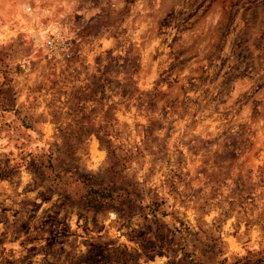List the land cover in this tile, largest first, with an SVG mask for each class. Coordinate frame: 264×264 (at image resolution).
Returning <instances> with one entry per match:
<instances>
[{"label": "rangeland", "instance_id": "374dc122", "mask_svg": "<svg viewBox=\"0 0 264 264\" xmlns=\"http://www.w3.org/2000/svg\"><path fill=\"white\" fill-rule=\"evenodd\" d=\"M0 264H264V0H0Z\"/></svg>", "mask_w": 264, "mask_h": 264}, {"label": "trees", "instance_id": "16d2710c", "mask_svg": "<svg viewBox=\"0 0 264 264\" xmlns=\"http://www.w3.org/2000/svg\"><path fill=\"white\" fill-rule=\"evenodd\" d=\"M36 46V45H35ZM7 74V71L5 70V73H4V75H6ZM8 75V74H7ZM9 79H8V81H9V83H10V77H8ZM6 83V82H5ZM87 119H89V118H87ZM90 120V119H89ZM25 122L23 121V124H24ZM83 124V123H82ZM79 127H81V125H79ZM64 144H66L67 146H69V145H71L72 144V142H70L69 140H66V141H64L63 142ZM45 144V143H44ZM88 195H93V196H97V195H100L101 196V199L103 198V197H109L110 196V192H108V191H105V190H98V189H95V188H88V192H86ZM98 204H100V203H98ZM167 241H169V240H167ZM152 247V246H151ZM153 247H154V245H153ZM151 249H153V248H151ZM186 253L187 252H183V256H186ZM191 256V255H190ZM192 257V256H191ZM189 259H191V258H189ZM255 259H258V258H255Z\"/></svg>", "mask_w": 264, "mask_h": 264}, {"label": "built area", "instance_id": "2783aa9c", "mask_svg": "<svg viewBox=\"0 0 264 264\" xmlns=\"http://www.w3.org/2000/svg\"><path fill=\"white\" fill-rule=\"evenodd\" d=\"M47 46L49 48H57V46H55V44H54V40L53 39L47 41Z\"/></svg>", "mask_w": 264, "mask_h": 264}]
</instances>
